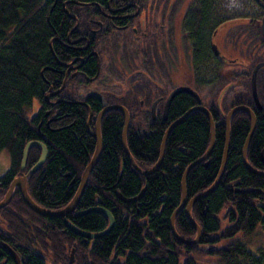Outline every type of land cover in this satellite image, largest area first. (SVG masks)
I'll list each match as a JSON object with an SVG mask.
<instances>
[{
	"label": "trees",
	"instance_id": "trees-1",
	"mask_svg": "<svg viewBox=\"0 0 264 264\" xmlns=\"http://www.w3.org/2000/svg\"><path fill=\"white\" fill-rule=\"evenodd\" d=\"M64 1L0 0V153L8 151L11 162L9 171L0 177V201L22 173L26 146L37 141L47 146L49 157L39 171L30 173L40 160L42 149L34 146L29 150L25 170L29 174L28 190L38 205L50 211L64 209L76 195L83 172L96 151L93 134L97 133L98 116L104 108L97 97L86 99V105L52 103L56 96L51 102L46 100L63 84L60 62L76 57L73 50L63 49L56 40L59 37L65 42L66 38ZM34 101L39 109L30 115ZM124 101L108 99L110 104ZM134 101L139 105L138 100ZM124 105L130 110L129 105ZM196 105L195 97L180 94L171 104L168 120L160 114L154 120L151 112L143 113L147 122L143 130L133 123V117L139 115L131 117L127 144L140 168L149 170L156 165L169 126ZM256 115L247 158L255 169L264 171V112ZM212 116L215 149L207 161L196 165L188 175L189 200L210 188L222 167L226 123ZM251 126L246 112L234 116L222 182L192 209L193 218L202 229L201 240L197 245H186L173 236L171 218L182 202L185 170L202 158L211 145L208 117L195 111L174 128L160 170L144 176L133 167L123 147L124 114L108 111L100 125L102 155L76 211L65 218L41 216L27 205L17 189L11 203L0 210V264H15L5 245L20 254L22 264H70L74 248L75 264H264V252L250 251L243 242L264 224V177L251 173L243 162ZM144 188V195L136 202L127 203L119 197L134 198ZM97 206L114 216V229L107 236L84 239L67 228L65 222L70 221L88 232L106 230L109 220L105 215H78ZM175 223L182 237L196 238L197 231L185 211L177 215Z\"/></svg>",
	"mask_w": 264,
	"mask_h": 264
},
{
	"label": "flooded vegetation",
	"instance_id": "flooded-vegetation-1",
	"mask_svg": "<svg viewBox=\"0 0 264 264\" xmlns=\"http://www.w3.org/2000/svg\"><path fill=\"white\" fill-rule=\"evenodd\" d=\"M254 1L264 10V0ZM219 3L218 0L215 3L213 0L64 1L62 7L68 23L66 38L65 42L59 37L56 40L63 49L73 50L76 57L60 62L64 80L62 86L50 94V102L54 96L57 100L52 103L79 104L89 97L100 100L99 96L107 102L108 99H125L132 117L143 112L152 114L153 104L161 100L156 116H163L166 101L163 85L171 83L178 85L174 89L184 86L194 89L202 101L201 104L197 101L196 106L207 108L220 123L224 121L226 129L228 114L237 107H249L255 115L264 112V68L256 77L261 106L252 91L254 69L264 62V14L261 23L251 19L228 20L222 9L223 18L219 20L216 14L211 15L212 5ZM121 48L124 50L119 55ZM127 52L136 56L111 68L118 69L125 64L129 71L127 76L111 69L102 75L107 53L121 59ZM186 67L188 71L184 70ZM102 80L106 83L99 84H111L105 86L107 91L93 92L92 88ZM118 82H122L123 88H116ZM81 84L85 85L83 90L90 86L91 92L86 97L80 90H73ZM215 99L212 104L205 102ZM134 100H138L139 105ZM241 112L245 111L233 115L230 128L234 116ZM8 247L4 246L10 251ZM14 251L22 264L20 254Z\"/></svg>",
	"mask_w": 264,
	"mask_h": 264
},
{
	"label": "water",
	"instance_id": "water-1",
	"mask_svg": "<svg viewBox=\"0 0 264 264\" xmlns=\"http://www.w3.org/2000/svg\"><path fill=\"white\" fill-rule=\"evenodd\" d=\"M263 34H264V21H263ZM262 68H264V62L258 64L255 67L254 73H253V80H252V88H253L252 91H253L254 97L256 98V102H257L258 106H261V105H260L259 100H258L256 77L258 75V72ZM61 90H59L57 93L59 94L61 92ZM180 94H188V95L195 97L199 104H201V102H202L199 94L194 89H192L191 87H185V86L184 87H178L171 92V94L169 95V97L167 98V100L165 102V106H164V110H163L164 120H168L169 110H170L171 104H172L173 100ZM50 98H51V95H48L46 97V100L48 102H50ZM99 98H100L104 108L98 116L97 133L93 134V136L97 139L96 151H95L94 155L91 157L88 166L85 168V170L83 172V175H82L81 180H80L79 189H78L76 195L74 196V198L72 199V201L64 209L59 210V211H50L48 209L41 207L31 197L29 190H28V174L23 173L21 176H18L17 178H15L13 180V182L11 183L9 190L6 193L5 197L0 201V210L7 207L11 203V201L13 200V197H14L15 190L19 189L21 191L22 197H23L24 201L27 203V205L34 212H36L37 214H40L41 216L48 217V218H65L67 215L74 213L77 209L78 204L80 203V201L83 197V194H84L86 188H87V185H88V182L90 179V175H91L92 171L94 170V168L96 167V165L98 164V162L101 158L102 151H103L102 150V139H101V133H100L101 120L104 117V115L108 111H111V110H119L124 114L125 127H124L123 138H122L123 147H124L125 153L127 154L130 162L132 163L133 167L144 176L152 175V174H154L160 170V168L163 164V161H164V157H165V150H166L167 141H168V138H169L171 132L174 130V128H176L178 125L183 123L195 111H201L208 117V119L210 121V125H211V136H212L211 145H210L208 151L206 152V154L202 158H200L196 162L192 163L185 170V173L183 176V182H182V192H183L182 202H181V205L178 207V209L174 212V214L171 218L172 234L176 238V240H178L180 243H184L186 245H197L201 240L202 229H201L200 225L196 222V220L193 218L192 209L198 201H200V200L208 197L209 195L213 194L218 189V187L220 186V184L222 182V179H223V176L225 174L226 167H227L228 154H229V149H230V135H231L230 121H231V118L233 117V115L239 111L247 112L251 117V123H252L251 124L252 125L251 131H250V134L246 140L244 150H243V162H244L246 168L251 173L258 175V176H261V177H264V171L255 169L250 164V162L248 161V158H247L248 148H249V145H250L251 140L253 138V135L255 133L256 125H257L256 115H255L254 111L249 107H246V106L237 107V108L233 109L228 114L226 148L224 151V157H223V162H222V167H221L220 173L210 188H208L205 192H203V193H201V194H199V195H197L194 198L189 200L187 197V191H186V182H187L188 175L190 174L191 170L196 165H198L204 161H207L215 149L216 128H215V122H214V119H213L211 112L207 108L198 105V106L190 109L183 117H181L180 119L173 122L169 126V128H168V130L164 136L159 161L151 169L143 170L137 164V162H136L135 158L133 157V155L131 154V152L128 148V144H127V135H128V130H129L130 121H131V117H130V113H129L128 109L126 107H124L123 105H108L103 97L99 96ZM160 102H161V100H157L153 104L152 117L154 120L156 119V111H157V108H158V105ZM79 104H86V103L81 102ZM91 117H92V114L90 113V118ZM34 146H39L42 149V155H41L40 160L37 162V164L31 169L30 173H36L37 171H39L43 167V165L45 164V162L47 161V159L49 157L48 148L44 143L37 142V141L36 142H30L26 146V148L23 152L22 171H25L27 168L29 150L31 149V147H34ZM263 162H264V159H263ZM145 191H146V188L143 189V191L141 192L140 195H138L134 198H125L122 195H119V197L124 202L132 203V202H136L139 199H141V197L144 195ZM237 192H242V190H239ZM182 211L186 212L188 220L190 221V223L194 226V228L197 231L196 238L193 240L185 239L177 231L175 221H176L177 215ZM89 213H98V214L105 215L109 220L108 228L106 230H104L103 232L93 233V232H88V231L82 230V229L78 228L77 226H75L70 221H66L65 223H66L67 228L71 232H73L75 235L82 237L84 239H90V240L103 238V237L107 236L114 229L115 219L109 210H107L103 207L97 206V207H93L89 210L83 211V212L79 213L78 215L84 216V215H87ZM8 249L10 250V253H11L12 258L14 259L15 263L21 264L20 257L17 255V253L14 250H12L10 247H8ZM75 252H76V248H74L72 251L70 264H75ZM45 264H48V263L45 262Z\"/></svg>",
	"mask_w": 264,
	"mask_h": 264
},
{
	"label": "rangeland",
	"instance_id": "rangeland-1",
	"mask_svg": "<svg viewBox=\"0 0 264 264\" xmlns=\"http://www.w3.org/2000/svg\"><path fill=\"white\" fill-rule=\"evenodd\" d=\"M216 1L217 0H213L214 3ZM218 1H220L219 5H217V6L212 5V8H211L212 14L211 15L216 14V17L219 20L221 18H223L221 15L222 9H223V14H225V13L227 14V16H224V17H226L228 20L229 19H237V20L251 19V20H253L252 22H254V23H258L259 20L261 23V19L263 17L264 10L254 0H218ZM123 50H124V48H121L120 51L118 52V54L122 55ZM134 56H136L135 53L127 52V56H123L121 59H118V58H116V54L113 56H111V55L109 56V53H107L105 55V58H104V66H103V70H102V75L109 72V70L112 68V66L118 64V62H124V61L126 62V61H128V59H131ZM139 58L141 60H143L142 57H139ZM139 58H138V62H139ZM187 68L188 67H186L184 70L188 71ZM111 70L113 72L116 71L118 74L121 72H124L126 76L129 73V71L125 67V64L122 66H119L118 69H111ZM141 78H142V76H141ZM105 80L98 81L97 85L94 88H92V91L94 92L95 90H99L102 93H105V91H107V88L105 86L111 85L109 83L99 84L100 82L106 83ZM155 80H157V79H155ZM116 84L120 88H123L122 82H118ZM142 84L144 87L145 84L144 83H142ZM163 86H164V94L163 95H165L167 97L168 95L166 93L168 91L174 89V87H177L178 85H175V84L172 85L171 83L170 84L167 83V85L164 84ZM83 87H85V85L81 84L78 87H76V89L74 88L73 90H77V91L80 90L81 95L86 97V95L91 92V90L89 89L90 86H88L85 90L82 89ZM135 88L137 90H141V88L139 86L138 87L136 86ZM73 90L71 92H73ZM153 90L154 89H152V91ZM143 97L147 98L145 95H143ZM216 99L215 100H205V102L208 104H212V103L216 102ZM38 109H39V105H38L37 101H34L33 110L30 113V115L34 114V112L36 113L38 111ZM143 113H145V112H143ZM133 118H134L133 123H134L135 127H139L141 130L145 129L147 122H146V119L143 116V114L140 115L139 117H133ZM10 163H11L10 162V155H9L8 151H6V150L2 151L0 153V177H3L9 171ZM243 242L247 244V247L250 251L258 252L259 250H262L264 252V224L259 225L257 227L256 231L254 232L253 236L249 239L243 240Z\"/></svg>",
	"mask_w": 264,
	"mask_h": 264
}]
</instances>
